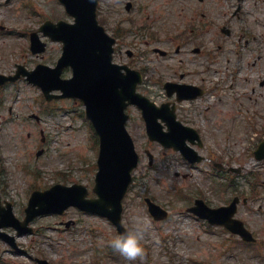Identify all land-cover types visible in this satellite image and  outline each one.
I'll return each mask as SVG.
<instances>
[{
    "label": "rangeland",
    "instance_id": "obj_1",
    "mask_svg": "<svg viewBox=\"0 0 264 264\" xmlns=\"http://www.w3.org/2000/svg\"><path fill=\"white\" fill-rule=\"evenodd\" d=\"M237 4L240 10L233 15ZM97 12L98 18L107 20L105 26L110 32L117 30L120 22L121 28L130 30L115 56L117 61L125 60V48L135 46L137 62L125 63L144 70L145 78L138 86L141 93L160 102L165 80L201 83L206 88L201 97L178 103L177 116L201 135L202 146H194L200 154L244 170L231 175L233 189L211 188L213 184L205 177L211 164L201 162L190 167L178 152L148 141L139 111L130 106L126 127L140 157L123 199L122 220L127 228L136 221L148 222L142 241L144 259L129 261L102 247V239L117 234L114 226L105 217L68 208L62 215L36 218L32 222L35 234L18 237L21 248L29 254L26 257L11 252L0 240V264H33L36 255L50 264H264V158L251 162L250 156L264 138V0H137L128 14L122 0H99ZM46 18L71 19L57 0H0V73L13 74L18 64L27 69L39 62L55 64L60 43L50 42L39 32L47 41L46 50L32 54L28 48L29 33ZM147 22L151 31L159 33L158 39H150L134 27ZM184 25L190 34L182 41L178 34ZM222 26L230 29L229 35L221 32ZM152 46L165 49L168 55L153 54ZM195 46L202 49L199 54L192 52ZM61 75L68 77L70 69H64ZM249 116L257 133L245 129L243 119ZM94 141L78 100L46 101L39 87L23 76L1 85V198L13 203V213L20 219L36 179L45 186L82 183L93 196L98 153ZM39 148L44 152L36 156ZM145 150L153 155L150 165ZM249 173L256 175L251 177ZM252 178H260L262 184L256 197L250 199ZM240 193L246 202L238 203L235 216L256 237L254 244L239 242L238 236L223 227L209 225L187 211L199 195L218 206L233 196L240 197ZM145 196L168 211L164 220L152 218ZM67 220L73 221L68 228L60 223Z\"/></svg>",
    "mask_w": 264,
    "mask_h": 264
},
{
    "label": "water",
    "instance_id": "obj_2",
    "mask_svg": "<svg viewBox=\"0 0 264 264\" xmlns=\"http://www.w3.org/2000/svg\"><path fill=\"white\" fill-rule=\"evenodd\" d=\"M61 1L67 11L75 16V23L69 25L60 22L57 26L45 28V31L53 39L64 40L63 56L56 69L39 66L47 71L41 74V78L31 79L44 89L60 88L62 96L77 95L85 101L87 115L100 135L99 171L94 187L99 198L90 200V203L93 204V209L109 214L118 223L120 200L126 190L130 170L137 160L132 142L123 127L126 116L122 110L126 101L136 103L142 109L151 139L185 151V129L174 120L172 111H167L164 106L155 107L148 99L135 93L136 81L139 80L136 72L128 71L127 75H122L117 71L120 67L110 63L112 39L104 34L95 20L97 0ZM31 48L33 51L43 49V44L34 33ZM67 64L73 67L74 78L59 80V71ZM176 90L181 93L183 88L178 86ZM158 117L168 125L167 132L162 131L157 122ZM263 155L264 146L258 157ZM71 189L84 194L83 187ZM70 202L68 200L66 204ZM225 213L229 217L232 210L227 209ZM232 223L235 224L233 221Z\"/></svg>",
    "mask_w": 264,
    "mask_h": 264
},
{
    "label": "clouds",
    "instance_id": "obj_3",
    "mask_svg": "<svg viewBox=\"0 0 264 264\" xmlns=\"http://www.w3.org/2000/svg\"><path fill=\"white\" fill-rule=\"evenodd\" d=\"M148 228L147 221H136L131 228L111 235L106 240L102 239L100 245L109 247L129 261L137 259L142 261L145 257V248L142 241Z\"/></svg>",
    "mask_w": 264,
    "mask_h": 264
},
{
    "label": "flooded vegetation",
    "instance_id": "obj_4",
    "mask_svg": "<svg viewBox=\"0 0 264 264\" xmlns=\"http://www.w3.org/2000/svg\"><path fill=\"white\" fill-rule=\"evenodd\" d=\"M126 1H131V3H132V7L134 6V2L132 1V0H126ZM238 1V0H237ZM131 7V8H132ZM236 13V12H235ZM233 15H234V13H233ZM184 27H185V25H184ZM186 32V30H184V31H182L181 33H185ZM185 35H182V38L184 37ZM201 86V85H200Z\"/></svg>",
    "mask_w": 264,
    "mask_h": 264
},
{
    "label": "bare ground",
    "instance_id": "obj_5",
    "mask_svg": "<svg viewBox=\"0 0 264 264\" xmlns=\"http://www.w3.org/2000/svg\"><path fill=\"white\" fill-rule=\"evenodd\" d=\"M219 103L222 104L221 100L219 99Z\"/></svg>",
    "mask_w": 264,
    "mask_h": 264
}]
</instances>
